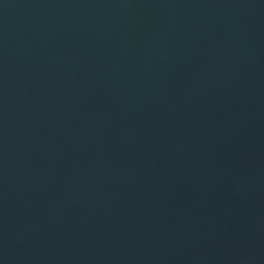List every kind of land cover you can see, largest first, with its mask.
<instances>
[{
  "label": "water",
  "instance_id": "obj_1",
  "mask_svg": "<svg viewBox=\"0 0 264 264\" xmlns=\"http://www.w3.org/2000/svg\"><path fill=\"white\" fill-rule=\"evenodd\" d=\"M0 264H264V0H0Z\"/></svg>",
  "mask_w": 264,
  "mask_h": 264
}]
</instances>
